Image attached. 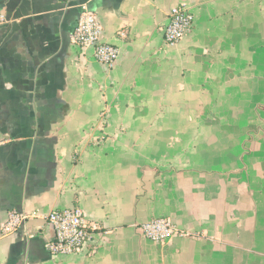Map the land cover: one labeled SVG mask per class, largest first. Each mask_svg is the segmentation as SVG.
<instances>
[{
  "label": "crops",
  "instance_id": "obj_1",
  "mask_svg": "<svg viewBox=\"0 0 264 264\" xmlns=\"http://www.w3.org/2000/svg\"><path fill=\"white\" fill-rule=\"evenodd\" d=\"M119 49L71 42L81 5ZM192 28L164 43L170 8ZM0 264H264V0H0ZM123 33L121 35L120 33ZM103 114V115H102ZM102 231L52 255V210ZM158 217L192 233L166 244Z\"/></svg>",
  "mask_w": 264,
  "mask_h": 264
},
{
  "label": "built area",
  "instance_id": "obj_2",
  "mask_svg": "<svg viewBox=\"0 0 264 264\" xmlns=\"http://www.w3.org/2000/svg\"><path fill=\"white\" fill-rule=\"evenodd\" d=\"M194 17L188 8L181 4L170 8L168 20L163 28L164 43L176 44L192 28ZM7 21L0 13V24ZM123 35V33H120ZM102 26L86 4L81 5L71 42L80 50L93 49V57L100 63L112 68L119 56V49L101 41ZM103 115V114H102ZM1 143V142H0ZM46 223L53 229V238L46 242V249L52 255L77 254L91 243L95 234L102 231L100 224L89 220L79 207L52 210L44 216ZM29 215L11 210L4 221L0 222V236L17 231ZM149 240L157 244H166L173 236H189L192 233L177 227L167 217H158L136 226Z\"/></svg>",
  "mask_w": 264,
  "mask_h": 264
}]
</instances>
